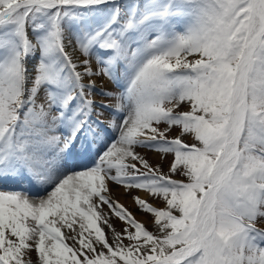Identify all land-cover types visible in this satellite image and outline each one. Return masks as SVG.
<instances>
[{
  "label": "snow or ice",
  "instance_id": "obj_1",
  "mask_svg": "<svg viewBox=\"0 0 264 264\" xmlns=\"http://www.w3.org/2000/svg\"><path fill=\"white\" fill-rule=\"evenodd\" d=\"M260 222L264 0H0V264H264Z\"/></svg>",
  "mask_w": 264,
  "mask_h": 264
},
{
  "label": "rangeland",
  "instance_id": "obj_2",
  "mask_svg": "<svg viewBox=\"0 0 264 264\" xmlns=\"http://www.w3.org/2000/svg\"><path fill=\"white\" fill-rule=\"evenodd\" d=\"M124 2V0H121V3H123ZM105 87L106 88H108L109 90H111V91H118L117 89H116V87H115V85H111V84H106L105 85ZM96 99H97V101H100L101 99H103L102 97H100V96H97L96 97ZM105 103H107V104H111V105H115V101H113V100H106L105 99ZM182 110H186V109H182ZM111 117H110V112L108 111V110H104V115H103V117H101L100 119L103 121V124L101 125V127L102 128H106L107 127V122H108V120L110 119ZM105 125V126H104ZM174 135H176V132H172V133H170V137L171 136H174ZM188 142H192V141H188ZM141 154L142 155H144L148 160H149V162L153 165V166H156L157 164H159L161 167H162V169L165 171V172H167V170H168V165H169V163H170V161H171V156H169V157H167V159H164V160H161V158H160V156L158 155V154H154V153H147V152H144V151H141ZM155 155H156V157H155ZM174 178H176V179H183V177H179V176H177V177H174ZM25 185H27V184H25ZM114 189H116L115 188V186H113V190ZM122 189V188H121ZM117 190V189H116ZM122 191L124 192V190L122 189ZM125 193V192H124ZM124 195H126V197L129 199V201L131 200V198H130V195H128V194H124ZM132 195H140V193H138V192H133L132 193ZM131 202H132V200H131ZM130 202V203H131ZM153 203H155L158 207H164V205H163V203H161V202H159V201H152ZM122 204H124V203H122ZM135 216H136V218L138 219V220H142V221H144V222H146V225H147V227H148V229L150 230V231H152V230H154L153 229V225H152V222H151V217L150 216H145V215H143L142 213H140L138 210H137V208H136V206L133 204V202H132V204L128 207V205H125ZM131 206H133V207H131ZM105 211H107V209H105ZM143 218V219H142ZM145 218V219H144ZM112 223L115 225V227H116V229L117 230H121L122 228H123V225H122V223L120 222V221H118L117 219H115V218H113V220H112ZM257 227H260V228H264V222H260V223H258L257 224ZM105 232H106V234L108 235V237H109V242L111 243L112 241H111V232H110V230L109 229H107V228H105ZM31 258L33 259V260H35L36 259V252L35 251H33L31 254Z\"/></svg>",
  "mask_w": 264,
  "mask_h": 264
},
{
  "label": "bare ground",
  "instance_id": "obj_3",
  "mask_svg": "<svg viewBox=\"0 0 264 264\" xmlns=\"http://www.w3.org/2000/svg\"><path fill=\"white\" fill-rule=\"evenodd\" d=\"M105 126V125H104ZM105 128V127H104ZM156 157V155H155ZM25 187H27V185H25ZM114 195L117 199L120 200L121 203H124V205H128V207L132 204L131 200L129 201V199L126 197V195H124L125 193L122 191V189H114ZM141 195V193H140ZM131 202V203H130ZM133 207V206H131ZM143 219V218H142ZM145 219V218H144Z\"/></svg>",
  "mask_w": 264,
  "mask_h": 264
}]
</instances>
